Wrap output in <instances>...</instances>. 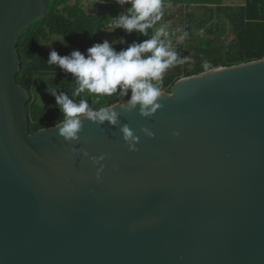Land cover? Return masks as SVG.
<instances>
[{
	"label": "water",
	"instance_id": "water-1",
	"mask_svg": "<svg viewBox=\"0 0 264 264\" xmlns=\"http://www.w3.org/2000/svg\"><path fill=\"white\" fill-rule=\"evenodd\" d=\"M45 13L0 0V264H264V57L179 77L150 118L119 99L116 126L82 118L65 141L62 121L29 132L16 80V39Z\"/></svg>",
	"mask_w": 264,
	"mask_h": 264
},
{
	"label": "trees",
	"instance_id": "trees-1",
	"mask_svg": "<svg viewBox=\"0 0 264 264\" xmlns=\"http://www.w3.org/2000/svg\"><path fill=\"white\" fill-rule=\"evenodd\" d=\"M45 3L44 17L23 29L15 42L21 61L16 80L30 93L26 103L30 133L63 120L53 91L66 94L75 102V77L57 65L48 64L50 51L55 50L60 56H69L75 50L87 54V49L99 44L98 32L112 27L113 19L129 14L131 9L130 0L123 5L117 0H97L101 8L109 11L106 14L86 11L81 0H45ZM167 5L179 9L178 31L188 33L174 50L181 58L190 59L166 70L161 89L165 87L168 91L179 77L203 71L205 59L215 67L264 57V0H245L240 5H226L223 0H162V9ZM115 29L137 44L151 38L154 32L153 27L147 30V36L135 30L129 33L123 28ZM228 34L233 35L229 40ZM52 35L61 36L64 44L47 48L45 42ZM42 88L46 98L41 102L37 90ZM128 96L120 97L118 88L107 105Z\"/></svg>",
	"mask_w": 264,
	"mask_h": 264
},
{
	"label": "clouds",
	"instance_id": "clouds-1",
	"mask_svg": "<svg viewBox=\"0 0 264 264\" xmlns=\"http://www.w3.org/2000/svg\"><path fill=\"white\" fill-rule=\"evenodd\" d=\"M121 5L129 0H117ZM131 9L127 15H120L113 19L112 29L123 28L127 32L138 31L147 36V30L152 28L156 21L160 20L162 12V0H130ZM203 34V30H201ZM169 33L164 27L156 30L151 38L139 44L133 43L127 49L115 52L107 41L94 44L87 49V57L80 51L75 50L69 56H60L55 50L50 51L48 64L57 65L76 78L78 88L74 95L88 93L95 97H109L117 93L119 88L120 97L130 96L123 106V110L131 112L138 109L141 117L150 118L162 107L158 103L161 97V85L166 70L176 65L186 63L190 57H180L172 48L171 44L166 46L159 38ZM188 33L182 32L179 39H186ZM150 53V55H144ZM204 73L217 71L208 60L202 61ZM56 104L63 114V120L56 125L57 135L65 141H76L82 130V118L93 123L103 124L105 121L110 126L119 123V115L112 107L91 108L87 100L82 99L78 104L73 102L66 94H56ZM55 124V122H54ZM119 131L122 139L128 146L129 151H136L135 145L139 137L134 135L128 125L120 126ZM143 135L152 138L154 133L148 128H141ZM174 136L179 135L173 132ZM73 154L77 149L71 148ZM87 156L85 151L82 153ZM104 156H94L90 159L93 164L99 165L96 170V179H100L104 165L101 161Z\"/></svg>",
	"mask_w": 264,
	"mask_h": 264
},
{
	"label": "rangeland",
	"instance_id": "rangeland-1",
	"mask_svg": "<svg viewBox=\"0 0 264 264\" xmlns=\"http://www.w3.org/2000/svg\"><path fill=\"white\" fill-rule=\"evenodd\" d=\"M224 1V0H223ZM230 3L229 5H232L233 3H239L242 2L243 0H229ZM85 8L88 12L90 13H101V14H106L109 11L107 9L101 8L98 4L96 0H86L85 4H84ZM177 7L179 5H176ZM163 18H166V20H168V22L162 23V20L160 21V24H154V34L156 32L157 29L164 27L165 30L169 33V35L174 34L173 36H161L159 39L166 45L168 46L169 44H171L172 48L174 49V46L181 44L184 40H180L179 37L180 35H182L179 31H178V21L172 19L170 21L169 16H163ZM177 29V30H176ZM112 30V31H111ZM233 37L232 34H228V40L231 39ZM104 41H107L110 45V47L113 48V50L117 53H119L122 50L127 49L129 46H131L133 43H136V41L134 39H130L128 38L127 35L123 34L120 35L118 33V31L114 28L112 29V27L110 28H102L97 35V42L98 43H103ZM175 43V44H174ZM64 44V40L61 36L59 35H52L51 38L45 42V46L47 48H50L51 46H57V45H62ZM137 44V43H136ZM87 57V54H84ZM144 55H150V53H146ZM78 88V84L76 82V78L74 80V89H73V97L75 99V103H79L82 99L87 100L89 106L93 109L95 108H99V107H105L107 106V103L109 100H111L112 96L109 97H95L94 95L88 94V93H82L80 95H74L76 89ZM165 87H162L161 90H164ZM37 98L39 101H44L42 99L46 98V94L42 89H38L37 90Z\"/></svg>",
	"mask_w": 264,
	"mask_h": 264
},
{
	"label": "crops",
	"instance_id": "crops-1",
	"mask_svg": "<svg viewBox=\"0 0 264 264\" xmlns=\"http://www.w3.org/2000/svg\"><path fill=\"white\" fill-rule=\"evenodd\" d=\"M97 1V0H96ZM86 0H81V4L83 6V8H85L84 4H85ZM245 0H243L242 2H239V3H233L232 5H240V4H244ZM230 1L229 0H224V4L226 5H229ZM179 8V7H178ZM86 10V9H85ZM87 11V10H86ZM162 12H163V15L161 17L160 20L156 21L155 24H160V21L162 20V23H165L168 22V20H166V18H163V16H169L170 18V21L172 19L174 20H177V16H178V13H179V9L177 10V8L175 9L174 7H171L169 5H167L165 7V9H162ZM154 27V25H153ZM177 30V29H176ZM153 35H154V32H153ZM174 34H171V35H167V36H173ZM175 44V43H174Z\"/></svg>",
	"mask_w": 264,
	"mask_h": 264
}]
</instances>
